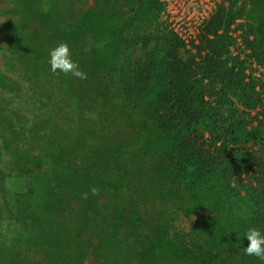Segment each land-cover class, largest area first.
Listing matches in <instances>:
<instances>
[{
  "label": "trees",
  "instance_id": "16d2710c",
  "mask_svg": "<svg viewBox=\"0 0 264 264\" xmlns=\"http://www.w3.org/2000/svg\"><path fill=\"white\" fill-rule=\"evenodd\" d=\"M166 2L0 0V172L17 183L0 264H264L243 250L264 228V0H218L190 46ZM60 42L86 79L51 70Z\"/></svg>",
  "mask_w": 264,
  "mask_h": 264
},
{
  "label": "rangeland",
  "instance_id": "374dc122",
  "mask_svg": "<svg viewBox=\"0 0 264 264\" xmlns=\"http://www.w3.org/2000/svg\"><path fill=\"white\" fill-rule=\"evenodd\" d=\"M217 2L218 0H167L164 16L167 17L170 27L174 28V30L184 38L188 46H190L192 41L195 42V38L203 21L213 12ZM7 53L8 43L0 29V68H4V55ZM14 77L20 82L21 78L18 77L17 73H15ZM12 92L13 90L10 89L4 93L9 96ZM14 95L9 97L11 98L10 104L13 105L17 102L15 106L19 107L21 114L24 112L28 114L31 113L32 109L35 107V104L31 103V99L34 101V98L24 99V91H17ZM5 165V156L0 153V169H6ZM15 184H17L15 180L4 176V174L0 172V198L2 192L6 195L11 194L15 190ZM2 217L1 215V218ZM207 217L208 214L204 211H197L190 215L180 212L177 215L176 224L182 231L188 232L192 223L202 222Z\"/></svg>",
  "mask_w": 264,
  "mask_h": 264
},
{
  "label": "clouds",
  "instance_id": "9594fccd",
  "mask_svg": "<svg viewBox=\"0 0 264 264\" xmlns=\"http://www.w3.org/2000/svg\"><path fill=\"white\" fill-rule=\"evenodd\" d=\"M48 63L53 72L59 71L64 74H71L79 79L87 78V74L73 59L70 47L65 42H60L50 49ZM243 237L248 241L247 246L243 247L244 254L264 261V228L250 226L244 232Z\"/></svg>",
  "mask_w": 264,
  "mask_h": 264
}]
</instances>
